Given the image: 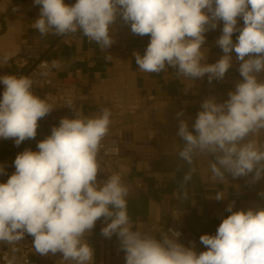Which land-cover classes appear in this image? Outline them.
<instances>
[{"label":"clouds","instance_id":"clouds-1","mask_svg":"<svg viewBox=\"0 0 264 264\" xmlns=\"http://www.w3.org/2000/svg\"><path fill=\"white\" fill-rule=\"evenodd\" d=\"M40 5L33 27L42 35L64 36L81 32L102 50L114 43L113 25L119 16L131 32L150 36L143 55L134 52L142 72L167 68L193 80L207 74L208 82L223 80L233 67L235 53L242 80L218 102L209 96L200 105L194 122L176 113L183 141L179 157L189 166L195 158L208 159L213 181L223 183L252 175L253 183L264 177V0H33ZM16 9H14L15 11ZM238 18L243 27L238 28ZM223 22L216 44L224 55L207 63L205 33ZM239 32L237 42L233 34ZM0 138L19 146L35 139L38 121L54 110L32 91L26 76L0 75ZM75 118L64 117L51 135L38 142L39 151L25 150L14 160L15 172L0 183V243L15 245L25 235L34 238L41 256L61 254V264H93L94 250L85 236L98 220L106 226L101 234H116L126 264H264V208L233 211L222 220L215 235L204 234L207 248L178 242L179 231L155 234L140 230L127 210L128 188L119 174L103 173L99 155L108 135L111 112L83 116L70 102ZM192 168L184 177L192 180ZM0 174L4 169L0 166ZM188 193L184 192V199ZM225 194L218 192L216 200Z\"/></svg>","mask_w":264,"mask_h":264},{"label":"crops","instance_id":"crops-1","mask_svg":"<svg viewBox=\"0 0 264 264\" xmlns=\"http://www.w3.org/2000/svg\"><path fill=\"white\" fill-rule=\"evenodd\" d=\"M75 2L65 0L69 4ZM40 7L33 0H0V48L4 53L15 54L23 43L40 44L51 64L53 84L66 82L73 85L81 96L80 106L89 117L99 115L105 108L110 110L112 117L116 108L111 107L107 99L118 90L126 95L129 104L153 96V104L159 108L171 109L174 113L183 111L181 118L188 120L191 126L205 98L214 96L218 102H223L227 93L242 80L234 52L233 67L223 80L211 83L207 74L193 80L178 75L173 68L159 73L142 72L133 53L143 55L150 36L133 34L130 24L124 23L119 16L113 25L114 43L102 50L81 32L64 36L53 32L42 35L33 27L39 18ZM222 27L223 22L219 21L214 30L205 33L206 43L202 47L207 49V63H215L224 55L216 44L222 35ZM238 35L239 32L233 34V43L237 42ZM126 48L132 53L126 54ZM126 84L129 85L127 91L124 90ZM185 87L189 89V95L181 101L179 94ZM2 93L0 89V98ZM53 127L40 119L35 139H27L19 146L14 139L0 138V166L4 169L0 183H5V176L15 168L16 156L25 150L39 151L38 142L51 135ZM257 139L264 141V133ZM122 140L125 160L120 168L122 181L129 190L126 197L128 214L137 228L155 234L157 239L159 234L149 231L147 226L154 221L166 225L169 221L166 206L169 204L180 209L186 227L199 238L204 234H216L222 220L231 214L226 210L229 203L234 202L233 211L264 208V177L253 183L251 174L235 179L229 174L226 181L220 183L213 181L207 158L197 157L189 166L179 157L183 144L180 138L149 143L144 130L133 132L126 127ZM192 168L195 169L192 180L185 183L184 177ZM185 191L188 197L184 199ZM218 192L224 193L225 198L216 200ZM101 222L106 226L101 218L85 239L94 250L93 264H110L113 252L121 250L120 241L116 234L111 238L104 237Z\"/></svg>","mask_w":264,"mask_h":264},{"label":"built area","instance_id":"built-area-1","mask_svg":"<svg viewBox=\"0 0 264 264\" xmlns=\"http://www.w3.org/2000/svg\"><path fill=\"white\" fill-rule=\"evenodd\" d=\"M237 27H243L242 18H238ZM124 52L130 54L132 50L126 48ZM50 72V61L38 43H23L15 54L4 53L0 48V75L29 77L33 81V93L54 107L53 111L41 119L44 123L58 127L62 118H75V112L68 107L70 102L79 110L81 115L87 116L80 106L81 96L75 87L66 82L54 85ZM128 88L129 85L126 84L124 90L127 91ZM0 89L4 90L2 84H0ZM42 90L43 92H41ZM188 95L189 89L185 87L180 91L179 98L184 101ZM152 99L153 96H148L147 100L129 104L126 101V95H123L121 91L116 90L110 94L107 99L108 104L115 107L116 111L110 118L111 124L108 135L102 141L103 147L99 159L103 173L99 175L98 179H104L113 173L123 175L120 164L125 160L122 154V138L126 127L133 132L138 129L144 130L147 133L149 143H155L164 138H179L176 135L178 131L176 113L171 109L159 108L153 104ZM14 172L15 168L7 173L6 182ZM166 211L169 216L168 223L161 225L155 221L150 222L147 226L149 231L157 234L168 229L179 231L181 236L178 238V242L187 247H194L197 254L207 250L200 242L199 237L186 227L178 207L169 204L166 206ZM101 227H104V222H101ZM33 240L32 236L26 234L24 239L15 245L0 243V264H61V254L59 253L47 256L36 253ZM110 264H126L125 252L123 250L113 252L110 257Z\"/></svg>","mask_w":264,"mask_h":264}]
</instances>
